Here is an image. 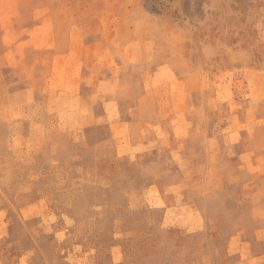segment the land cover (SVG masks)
Listing matches in <instances>:
<instances>
[{"label":"crops","instance_id":"crops-1","mask_svg":"<svg viewBox=\"0 0 264 264\" xmlns=\"http://www.w3.org/2000/svg\"><path fill=\"white\" fill-rule=\"evenodd\" d=\"M207 4L210 20L132 13L124 27L0 0V127L11 148L125 165L150 209L194 216L168 226L182 245L218 241L199 261L264 264V0Z\"/></svg>","mask_w":264,"mask_h":264},{"label":"rangeland","instance_id":"rangeland-1","mask_svg":"<svg viewBox=\"0 0 264 264\" xmlns=\"http://www.w3.org/2000/svg\"><path fill=\"white\" fill-rule=\"evenodd\" d=\"M51 1L60 22L71 25L84 24L86 14L103 13L110 26L119 22L128 27L132 13L171 20L174 14L187 12L192 20H202L212 12L207 0ZM117 13L125 16L118 19ZM1 130L0 264L217 262L208 255L199 261L202 256L198 254H217L218 241L211 244L203 238L202 249L195 242L182 245L176 230L168 226L194 216L181 209L169 214L163 207L150 209L156 193H144L137 186L141 182L131 179L134 175L126 172L125 165L93 163L100 158H88L83 149H65L60 155L56 148L35 153L18 143L11 148ZM233 187L234 192L241 189Z\"/></svg>","mask_w":264,"mask_h":264},{"label":"bare ground","instance_id":"bare-ground-1","mask_svg":"<svg viewBox=\"0 0 264 264\" xmlns=\"http://www.w3.org/2000/svg\"><path fill=\"white\" fill-rule=\"evenodd\" d=\"M96 124V123H95ZM98 124V123H97ZM133 158V157H132Z\"/></svg>","mask_w":264,"mask_h":264}]
</instances>
